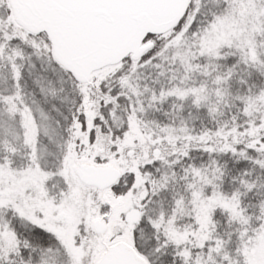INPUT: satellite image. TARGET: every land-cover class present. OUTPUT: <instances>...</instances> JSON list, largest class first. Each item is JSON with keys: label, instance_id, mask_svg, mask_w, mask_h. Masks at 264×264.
<instances>
[{"label": "snow or ice", "instance_id": "1", "mask_svg": "<svg viewBox=\"0 0 264 264\" xmlns=\"http://www.w3.org/2000/svg\"><path fill=\"white\" fill-rule=\"evenodd\" d=\"M0 264H264V0H0Z\"/></svg>", "mask_w": 264, "mask_h": 264}]
</instances>
